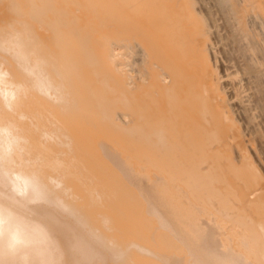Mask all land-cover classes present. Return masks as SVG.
I'll use <instances>...</instances> for the list:
<instances>
[{
	"label": "bare ground",
	"instance_id": "bare-ground-1",
	"mask_svg": "<svg viewBox=\"0 0 264 264\" xmlns=\"http://www.w3.org/2000/svg\"><path fill=\"white\" fill-rule=\"evenodd\" d=\"M11 22L51 98L0 119L63 182L31 206L63 264H264V0H0Z\"/></svg>",
	"mask_w": 264,
	"mask_h": 264
},
{
	"label": "clouds",
	"instance_id": "clouds-1",
	"mask_svg": "<svg viewBox=\"0 0 264 264\" xmlns=\"http://www.w3.org/2000/svg\"><path fill=\"white\" fill-rule=\"evenodd\" d=\"M14 15L22 16L20 9ZM30 36L26 26L15 22L0 28V53L11 57L29 77L30 84L18 82L9 68L0 63V111L15 115L22 96L30 90L50 96L48 80L40 61H31ZM20 121L26 119L20 115ZM27 138L12 119H0V264H63L58 240L31 211V206L48 203L63 188L54 176L45 178L28 169L24 160ZM51 186V187H50ZM56 203L67 210L57 197Z\"/></svg>",
	"mask_w": 264,
	"mask_h": 264
}]
</instances>
